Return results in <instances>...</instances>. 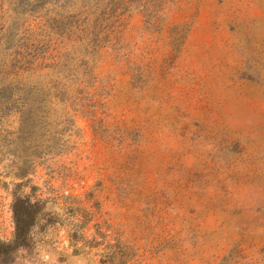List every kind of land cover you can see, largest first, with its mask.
<instances>
[{
	"label": "rangeland",
	"instance_id": "rangeland-1",
	"mask_svg": "<svg viewBox=\"0 0 264 264\" xmlns=\"http://www.w3.org/2000/svg\"><path fill=\"white\" fill-rule=\"evenodd\" d=\"M12 235L0 264H264V0H0Z\"/></svg>",
	"mask_w": 264,
	"mask_h": 264
},
{
	"label": "clouds",
	"instance_id": "clouds-1",
	"mask_svg": "<svg viewBox=\"0 0 264 264\" xmlns=\"http://www.w3.org/2000/svg\"><path fill=\"white\" fill-rule=\"evenodd\" d=\"M32 202L35 203L36 201L32 200ZM34 228H36V225L32 228L30 236L35 244V237L33 236ZM14 238L15 235H12L8 238L0 237V240L11 242ZM15 256V264H56V261L52 259L51 255L46 250L40 249L37 245H35L33 252L21 247L17 250ZM69 264H87V261L82 258L70 257Z\"/></svg>",
	"mask_w": 264,
	"mask_h": 264
}]
</instances>
